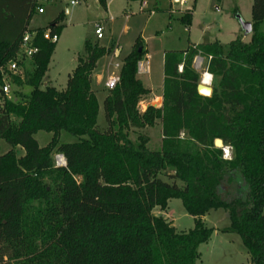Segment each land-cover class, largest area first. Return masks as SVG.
<instances>
[{
	"label": "trees",
	"instance_id": "1",
	"mask_svg": "<svg viewBox=\"0 0 264 264\" xmlns=\"http://www.w3.org/2000/svg\"><path fill=\"white\" fill-rule=\"evenodd\" d=\"M39 1L0 0V264H195L199 246L215 231L203 218L216 210L228 217L218 231L237 235L250 263L264 264V0H252L248 42L166 51L162 105L144 112L138 104L151 90L137 76L146 54L138 37L103 99L104 130L96 124L91 85L109 50L86 41L65 88L43 85L55 47L43 35L59 36L62 12L34 30L32 70L9 73ZM99 1L104 7L108 0ZM191 19L186 11L177 21L188 27ZM198 56L207 59L209 97L196 92ZM6 83L29 92L14 90L8 98L1 90ZM157 123L161 150H148L142 135L129 138ZM40 131L52 135L43 148L34 138ZM62 132L77 141L59 143ZM1 143L8 151L1 152ZM56 155L64 167L55 166ZM172 199L193 220L188 232L152 215Z\"/></svg>",
	"mask_w": 264,
	"mask_h": 264
},
{
	"label": "rangeland",
	"instance_id": "2",
	"mask_svg": "<svg viewBox=\"0 0 264 264\" xmlns=\"http://www.w3.org/2000/svg\"><path fill=\"white\" fill-rule=\"evenodd\" d=\"M76 0H41L40 8H43V13L37 12L31 18L28 30L34 31L37 29L46 28L59 13H63L64 17L61 23L62 29L55 43L53 53L50 57L48 70L44 75L42 82L47 78L51 80V85L57 90H63L66 86V80L76 67L78 58L84 57L85 42L97 43L103 45L110 50V55L101 59L92 73V89L96 90L98 102V115L96 124L100 130L106 129V122L103 114V99L107 95V90L104 88V83L110 76L118 75V69L114 63L120 64L125 55L130 51L136 36L142 33V37H147L154 23L157 24V19L154 18L151 25H145L148 13L153 11L154 7L161 11L160 31L161 40L149 42L150 49L156 45L153 52L158 55L162 50L183 52L191 46H197L206 43L218 42L228 44L234 40L248 42L250 34L246 35L240 27L239 21L242 23L251 22V4L252 0H194L192 10L191 24L188 27H183L177 21L181 14L175 13L171 19H168L166 11L169 10L168 0H149L147 9L138 11L136 5L129 10L124 5L125 0H114L111 4L110 14L116 17L115 22L106 21L109 18L107 12L100 5L79 3L76 6H71L70 3ZM87 5V6H86ZM187 6V1L185 6ZM125 8V9H124ZM68 11L67 14L65 11ZM122 12L129 15L127 26L129 31L126 35H120L121 27L124 24ZM129 12L135 13L130 16ZM100 23L103 30V39L98 41L94 36V26ZM259 31L264 32V22L260 25ZM118 44L120 48L119 59L113 58L112 50ZM154 44V45H153ZM153 45V46H152ZM200 59L201 63L196 66V60ZM19 68L16 74L9 72L12 75L22 77L24 72L32 70L30 59H22L17 57ZM144 60V59H142ZM147 62V61H141ZM150 64V63H149ZM193 69L197 73L199 80L202 73H207V59L196 57L193 60ZM8 67V66H7ZM143 86L151 90V94L143 100L144 104L160 108L162 105V88L161 75L157 71V66L152 65V72L145 75H137ZM211 76V75H210ZM198 80V83H199ZM8 87L6 97L10 98L11 93L15 90L19 93L27 94V88L12 87L9 84H4ZM211 85V81H210ZM141 110V107H138ZM146 110V107H145ZM142 135L147 138L146 148L151 151H159L162 148L161 125L155 124L152 128H146L141 131L129 134L131 141L136 142L137 135ZM52 135L45 132H37L34 135L35 140L40 148L45 147L51 140ZM182 138L183 135L181 134ZM59 143H74L76 138L62 132L60 133ZM227 150H229L227 148ZM8 151L6 145L1 143V152ZM225 158L224 150H222ZM17 156H21L23 152L20 149L16 150ZM226 159L230 158V151ZM55 164V157H54ZM172 173V171H169ZM163 214L157 208L152 210V215L161 216ZM165 220L174 226L176 232H188L193 228L192 218L185 212L182 203L178 199L169 200L167 203V212ZM203 222L206 227L214 228L215 231L210 236L206 244L199 246V259L195 264H251L250 258L246 254L240 238L231 233H220L218 230L228 226V217L224 210L211 211L207 214Z\"/></svg>",
	"mask_w": 264,
	"mask_h": 264
},
{
	"label": "crops",
	"instance_id": "3",
	"mask_svg": "<svg viewBox=\"0 0 264 264\" xmlns=\"http://www.w3.org/2000/svg\"><path fill=\"white\" fill-rule=\"evenodd\" d=\"M114 0H108L106 3H105V5H104V7L103 6H101V8H103L106 12H107V14L109 15V18L108 19H106V21H108V22H111V23H114L115 22V19H116V17L115 16H113L112 14H110L111 12H110V6H111V4H112V2H113ZM186 1H187V6L186 7H184L185 6V4H183L182 6L181 5H179V4H175V3H173V0H168V4H169V10L168 11H166V13H167V15H168V19L170 20L171 19V17H172V15L173 14H175V13H178L179 12V14H183L184 12H186V11H190V13H191V15H192V10H191V8H193V4H194V0H185V3H186ZM76 2H77V4H79V3H83V4H89L90 2H92V3H94L95 5H100V1L99 0H84V1H78V0H76ZM125 3H124V5L126 6V7H128L129 8V10H131V9H133L134 8V6L136 5V8L138 9V11L139 12H141L142 10H144V9H147V7L149 6V0H142L140 3H137V2H135V3H129L127 0H125L124 1ZM156 2H158V0H156ZM39 4H42L41 3V0L39 1ZM77 4H75V5H71V6H76ZM87 6V5H86ZM125 9V8H124ZM67 14L69 13L67 10L65 11ZM161 12H163V11H161L159 8H157V7H154L153 8V11H150L149 13H148V17L146 18V22H145V25H147L148 24V26L149 25H151V23H152V21H153V19L154 18H158L157 19V24H155L154 23V26L152 27V30L150 31V33L148 34V36L147 37H145V35H144V37H142V33L141 34H139L138 36H136V38L134 39V41H133V43H132V45L130 46V51L125 55V56H127L130 52H131V50H132V47H133V45H134V43H135V40L139 37L141 40H142V42H143V44H144V48H145V51H146V54L143 56V58L142 59H144V60H141V61H147V62H149L150 64V67H149V74L151 75V72H152V65H156L157 66V71H159V73H160V75H161V86H160V89L162 88V84H163V60H164V53L166 52V50H162L161 51V54L160 55H158L157 53H155V52H153V50H155L154 48L156 47V45H154V47L152 48V49H150V45H149V42H152V41H156V40H161V31H160V24H159V22H160V19H161ZM130 13V16H133L135 13H133V12H129ZM122 14H124V15H122V17H123V20H124V24L122 25V27H121V32H120V35H126L127 34V32L129 31V27L127 26V23L129 22V15L128 14H125L124 12H122ZM251 23V22H250ZM97 25H100V23H98ZM95 27V26H94ZM103 39V36H102V38L101 39H99V40H97V42L98 41H100V40H102ZM152 45V46H153ZM100 47H103V48H105L106 49V47L105 46H103V45H100ZM108 50V49H107ZM110 50H109V53H108V55H106V56H104L103 58H101V59H104V58H106V57H108L109 55H110ZM112 55H113V58H115L116 60L117 59H119V55H120V48H119V46H118V44H116V46H115V48L112 50ZM101 59H99L98 61H97V63L101 60ZM97 63H96V66H97ZM116 65H118L117 67H116ZM114 66H115V68H117L118 69V74H119V70H120V68H121V66H122V62H120V64H118V63H114ZM43 85L44 86H46V85H48V86H51V87H53L52 85H51V80L49 79V78H47L44 82H43ZM56 89V88H55ZM96 91V90H95ZM167 212V210L165 211V212H162L163 214H161V217H163L164 219H165V213ZM204 219V218H203ZM174 227V226H173Z\"/></svg>",
	"mask_w": 264,
	"mask_h": 264
},
{
	"label": "built area",
	"instance_id": "4",
	"mask_svg": "<svg viewBox=\"0 0 264 264\" xmlns=\"http://www.w3.org/2000/svg\"><path fill=\"white\" fill-rule=\"evenodd\" d=\"M173 3L175 4H179V5H183L185 4V0H173ZM71 5H75L77 4L76 1H72L70 3ZM37 13L38 14H42L43 13V8H38L37 9ZM94 36L97 40L101 39L102 36H103V30H102V27L100 25H95L94 27ZM35 36V33L34 31H31V30H27L23 36H22V39H21V42H20V45H19V51H18V54H17V57H20L22 59H30L35 53H37V48H35L33 46V38ZM44 39H46L47 41L51 42V43H56L57 40H58V37L56 35H53V36H50L48 31H45L44 32V35H43ZM17 60L15 61H12L8 64V71L9 72H12L14 74H16L19 66L17 64ZM118 65H116L117 67ZM149 62H138L137 64V74L138 75H147L149 74ZM179 71H180V68H179ZM119 82V74L116 75V76H110L107 78V80L105 81L104 83V88L107 90V91H110V90H113L116 85L118 84ZM2 92L4 95L7 94L8 92V87L6 85H4L2 87ZM141 107V110H138L140 112H144L145 111V107L146 109L149 107L147 104H144L143 101H141L139 104H138V107ZM153 107V106H152ZM225 153V151H224ZM225 155V158H227V153L224 154ZM55 166L56 167H64L65 166V159L63 158L62 155H56L55 156Z\"/></svg>",
	"mask_w": 264,
	"mask_h": 264
},
{
	"label": "water",
	"instance_id": "5",
	"mask_svg": "<svg viewBox=\"0 0 264 264\" xmlns=\"http://www.w3.org/2000/svg\"><path fill=\"white\" fill-rule=\"evenodd\" d=\"M239 23H240V27H241L242 31L244 32V34H246V35L251 34V23H242L241 21H239ZM196 92L198 95H200L202 97H209L211 94L210 84L209 85H203L201 78H200L199 83L196 87ZM214 146L216 148H221L222 142L220 140H215Z\"/></svg>",
	"mask_w": 264,
	"mask_h": 264
},
{
	"label": "bare ground",
	"instance_id": "6",
	"mask_svg": "<svg viewBox=\"0 0 264 264\" xmlns=\"http://www.w3.org/2000/svg\"><path fill=\"white\" fill-rule=\"evenodd\" d=\"M200 63H201L200 59L196 60V66H199ZM201 81L203 85H209L211 81V76L208 73H202ZM223 150L225 151V153L229 154V150H227V148H223Z\"/></svg>",
	"mask_w": 264,
	"mask_h": 264
}]
</instances>
